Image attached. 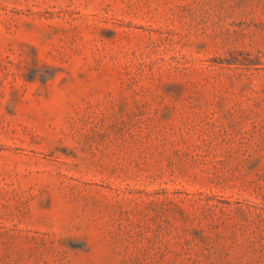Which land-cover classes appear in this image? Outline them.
<instances>
[{
    "label": "rangeland",
    "instance_id": "rangeland-1",
    "mask_svg": "<svg viewBox=\"0 0 264 264\" xmlns=\"http://www.w3.org/2000/svg\"><path fill=\"white\" fill-rule=\"evenodd\" d=\"M0 264H264V0H0Z\"/></svg>",
    "mask_w": 264,
    "mask_h": 264
}]
</instances>
